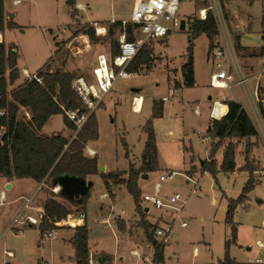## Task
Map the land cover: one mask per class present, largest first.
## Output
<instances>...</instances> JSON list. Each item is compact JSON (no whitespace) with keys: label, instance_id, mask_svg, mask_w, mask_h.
<instances>
[{"label":"rangeland","instance_id":"1","mask_svg":"<svg viewBox=\"0 0 264 264\" xmlns=\"http://www.w3.org/2000/svg\"><path fill=\"white\" fill-rule=\"evenodd\" d=\"M12 1H4L6 12L3 11L1 34L6 42L3 43L5 50H17V67L20 71L17 82L25 76L22 70L27 69L33 74L46 64L48 65L42 69V73L60 70L67 71L73 77L79 75L91 80L96 55L100 53L109 55L111 37L108 35V28L113 25L110 19L124 20L121 23L126 21L128 24L127 21H130L137 2V0H77L74 17L71 18V11L65 0H21L19 4H13ZM231 1L233 0L220 1L224 10H226L225 5H229ZM80 5L84 8L82 12L78 10ZM206 6L207 2L199 0L180 1L177 18L184 21V30L172 28L167 36L146 45L153 57L151 71L147 75L140 74L115 82L114 89L118 92L115 99L118 103L116 100L105 101L104 107L97 109L98 138L90 144L96 151L100 166L105 168L103 173L126 170L131 157L136 161L140 160L146 138L143 127L151 119L158 150V167L156 171L147 173L146 179L140 177V197L143 194H156L160 198H165L179 194L185 199L183 210L177 213L178 218L172 223L169 241L164 244L165 258H171L167 260V264H220L219 262L223 261L225 241L231 239L230 228L224 222L223 209L229 199H236L240 195L249 177L247 173L239 170L236 177L222 172H217L215 177L200 171L193 176L184 173L188 155L178 149L182 142L191 147L196 158L204 159L209 150L210 142L201 141L206 135L209 120L208 97L219 98L224 94L231 98L235 94L247 105L246 97L240 88H234L232 94L228 90L212 89L209 86V75L214 71L210 59L212 50L209 52L210 42L205 35L194 37L190 30L191 23L200 20L199 9ZM231 12L236 15L242 14L241 45L237 43L231 30V25L237 22L230 17V14H226L238 57H241L237 50L238 46L244 47L249 55H251L249 52L257 53L261 49L264 50V40L261 38L264 0H236L231 6ZM10 14L13 16L9 17ZM248 20L251 21L250 26H247ZM92 23L106 29L104 35H97L94 30V41L89 39L85 31L87 26H92ZM119 36L120 30L114 29L112 37L118 41ZM217 39L215 38L214 41ZM55 48L56 54L52 57ZM262 54L264 52L252 57L263 59ZM191 56L194 86L186 87L182 84L181 88L175 89V84L182 83L180 67L186 64ZM261 59H259L260 64ZM240 62L246 76L252 72L256 74L262 68V64L256 65V61L253 60L240 59ZM8 72L9 70H6L5 77L8 76ZM26 80L28 78H25ZM253 82V80L248 82L251 92L254 89ZM9 89L10 86L7 90ZM132 90L135 91L131 92ZM133 95L136 97V112L141 109L142 99L145 101L139 113L133 112V98H135L132 97ZM139 96L141 99L138 98ZM162 97H167V101L161 104V117L152 118L153 101L158 103ZM195 107H198L199 113L194 110ZM257 109L260 112L258 104ZM27 114L29 115L27 109H20L19 117L28 119L30 115L28 117ZM258 128L256 126L260 133ZM2 132L3 130L0 134ZM44 132L61 133L65 136L69 134L60 115L50 118L49 123L44 127ZM72 133L73 130L70 136ZM262 135L260 133L256 138L250 139L256 146L251 149L249 160L257 170L256 159L260 160V165L264 168ZM228 141L225 140L219 148H222V152ZM243 151L244 143L241 142L236 149L237 165L242 164ZM126 154L129 157H126ZM171 173L168 180L157 186L160 175L166 176ZM102 182L99 174H95L92 178L93 186L88 199L90 205L108 206V201H104L107 199L101 198V194L105 192ZM16 185L18 186L8 192L6 200H0V264H55L54 247L51 244L54 243V238L39 240L37 228H33V232H22L23 230L20 229L22 226L20 223H14V220L22 221L28 214L38 217L35 208L41 206L45 195L47 198H54L56 192L49 185L43 186L42 191H33L29 184H24V188L22 187L24 192L18 193L17 187L20 189V184ZM21 194L25 196L23 199H17L12 204L8 203ZM27 198L30 199V208L22 213L21 208ZM118 200L117 205L115 204L112 209L114 214H121L123 211V218L133 217L135 211L131 195L127 191H122ZM139 205L145 221L153 227L171 223L176 217V213L171 209H155L150 203L141 202L140 199ZM142 207L148 208L149 213H145ZM87 209L91 211L89 205ZM87 219H93L96 223L97 217L89 214ZM263 220L264 181L254 185L247 199L237 206L234 213L237 238L236 242L229 246V256L237 264H256V259L264 263V229L261 228ZM181 223H185V227H181ZM152 239H154L153 235ZM138 241L141 244V252L143 251L150 258L151 245L146 243L144 238ZM101 242L107 245L112 254L113 240L104 238L100 240ZM122 246L120 245V250L124 248ZM7 253L11 254L7 255ZM113 257L115 261L125 264L124 261H119L117 256L113 255ZM150 261L149 259V262L144 264H149Z\"/></svg>","mask_w":264,"mask_h":264},{"label":"trees","instance_id":"2","mask_svg":"<svg viewBox=\"0 0 264 264\" xmlns=\"http://www.w3.org/2000/svg\"><path fill=\"white\" fill-rule=\"evenodd\" d=\"M221 1V0H220ZM77 0H65L70 8L71 18L74 17L75 4ZM135 26L130 23L122 28L121 21L113 22L108 28V35L111 37L109 45V57L112 58L119 53L118 41L113 38V30L124 29L127 40L134 38ZM3 30V0H0V33ZM190 30L194 37L205 35L209 40V52L214 48L217 29L210 13L205 20H195L191 23ZM86 35L94 41V28L87 26ZM237 50H240L239 46ZM151 51L144 46L133 59L129 67L130 71L136 70L139 66L150 61ZM17 54L12 49L5 50L0 45V179L20 180L31 179L37 183L43 180L52 179L56 176H67L85 180L87 176L99 174L107 191L110 183L123 185L131 195L134 203V211L139 216V225L142 228L146 240L153 249L152 263L163 264L164 244L152 239L153 225L145 221L143 212L139 205L140 189L137 181L142 173L154 172L158 167V152L156 147L154 130L151 119L143 127L146 134L144 149L141 154V167L135 169L130 165L127 177L123 178L119 172L103 173L98 172L97 158L88 159L83 156V149L89 140L98 138V127L95 115L92 114L76 137L69 141L60 133L51 136H43L39 132L52 116L61 115L66 128L71 130L74 126L67 120L66 112L78 110L84 111L77 94L71 89L73 75L67 72L56 70L42 73L39 69L36 74L42 78L41 83L35 80H26L24 83L8 93V86L14 84L19 78L17 69ZM6 70H9L5 77ZM183 84L186 87L194 86L192 56L188 62L180 68ZM178 84H175L176 88ZM162 101L153 102L152 118L161 117ZM21 108L27 109L29 119L19 117ZM2 113V114H1ZM210 137L209 160L203 161L200 165L201 173H209L215 177L217 172L232 173L236 170L235 156L237 146L243 142V165L238 170L246 171L249 175L240 195L236 199H229L225 208L224 222L230 228L231 239L225 241L224 258L220 264H237L229 256V246L236 242L237 229L234 222V213L237 206L245 201L249 192L255 185L254 174L257 171L249 160L251 149L256 145L250 139L256 138L258 133L250 120L248 114L241 106L229 102L227 114L217 120L212 119L206 130ZM225 140H229L223 148L222 160L217 164L214 156ZM126 148L125 143L123 144ZM65 146H67L65 148ZM71 212L61 205L56 199L48 197L45 200L42 212L41 223L38 226L40 235L56 228V223L65 220ZM120 230L124 227L117 222ZM153 227V228H152ZM151 228V231H150ZM88 230L85 225L74 227V235L71 239V246L74 250L75 264H88Z\"/></svg>","mask_w":264,"mask_h":264},{"label":"built area","instance_id":"3","mask_svg":"<svg viewBox=\"0 0 264 264\" xmlns=\"http://www.w3.org/2000/svg\"><path fill=\"white\" fill-rule=\"evenodd\" d=\"M180 1H193V0H137L132 16L129 22L134 28V38L127 40L125 31L122 29L119 36L118 49L119 53L110 58L109 55L104 53L97 54L95 57V64L91 72V80H86L82 76H74L71 80V89L77 94L80 103L84 109L83 112L78 110L67 111L66 117L69 122L74 126L71 140H73L78 132L82 129L89 117L95 113V111L103 103L104 97L112 90L117 80H126L136 75H147L151 69L152 53L150 55V61L147 64L139 66L136 70L130 71L129 67L132 64L133 59L138 52L147 44L156 39H161L168 35L170 30H180L181 21L177 18L178 6ZM200 2H207V6L203 9H199L200 20H205L208 13L211 14L215 27L217 29V41H215L214 48L211 51V62L214 71L209 75V86L212 89L228 90L233 94L234 88H240L245 95L247 105L238 99L235 94L231 98L222 94L219 98L212 100L210 114L212 119H221L228 112L229 102L237 103L243 110L246 111L252 123L257 126L260 133L264 132V122L261 113L257 109V104L264 101V54H262V68L261 70L252 75L246 76L244 68L240 62L232 39V33L230 32V26L226 20L227 15L224 7L221 5L220 0H199ZM19 0L14 1V4H19ZM78 10H82L78 8ZM126 22H122V28H124ZM92 26L97 35L106 34L104 27H98L96 23H92ZM232 30V29H231ZM261 38L264 40V27L261 32ZM2 40H0V45ZM261 53V52H260ZM258 53V54H260ZM28 80H35L37 83H41L42 78L35 74H28L23 71ZM253 80L254 89L251 92L248 82ZM261 90V91H260ZM139 99H141L139 97ZM135 110L136 98H133ZM162 102L167 101V97H162ZM256 103V104H255ZM225 111L223 112V108ZM2 114V113H1ZM253 124V125H254ZM257 130V129H256ZM70 140V141H71ZM201 141L207 143L210 141V137L205 135ZM67 146H65L66 148ZM171 174L166 176L160 175L158 178V184L168 180ZM44 186L41 182L37 190H40ZM56 192V189H54ZM140 201L144 203H150L155 209H171L176 213V217L171 223H165L163 226H155L152 230L153 238L159 243L165 244L169 241V236L172 232V223L178 218L185 206V199L179 194H172L165 198L151 194H143L140 197ZM30 200L26 199L22 213L29 208ZM141 205V204H140ZM145 213H149L148 208H143ZM172 215V214H171ZM42 214L38 217H32L25 215L22 221L18 219L14 220V223H20L24 225H40ZM160 219V218H158ZM157 219V220H158ZM61 222H57L55 225H59ZM181 227H185V223L180 224ZM261 228L264 229V220L261 222ZM57 235V229H51L43 234L45 239L51 240ZM135 255L134 252H132ZM10 255V253H7ZM88 264H120L114 259L108 257L98 259L96 262L88 261Z\"/></svg>","mask_w":264,"mask_h":264},{"label":"crops","instance_id":"4","mask_svg":"<svg viewBox=\"0 0 264 264\" xmlns=\"http://www.w3.org/2000/svg\"><path fill=\"white\" fill-rule=\"evenodd\" d=\"M4 1L5 0H3V11L6 12ZM14 1H17V0H13L12 1L13 4H14ZM19 1H21V0H19ZM235 1L236 0H233L229 3V5H225V8H226L225 12L227 15L230 14V17L235 19L237 22L234 24L231 23L232 24L231 29L233 31L232 33H234V37L236 38L237 43L240 44V38L243 34V31H241L242 25H241V21H240V19H241L240 17L242 16V14H237V15L232 14L231 6L233 3H235ZM80 6L81 7H79V8L82 9L80 11L81 12L84 11L83 6L82 5H80ZM12 16H13L12 14L9 15V17H12ZM115 21H119V20H116L113 18L110 19V22H115ZM121 21H124V20H121ZM229 22H231V20ZM250 25H251V21L248 20L247 26H250ZM261 26L264 27V16L262 17V20H261ZM242 28H244V27H242ZM0 37L2 40V44L3 43L6 44L3 34L0 33ZM12 51L16 52V54H17L16 49H13ZM258 52H264V50L261 49L260 51H257V53L249 52V53H251V55H249L248 51L244 47L240 46L239 54L241 55V57L239 59L253 60V61H256V65H260V63H259L260 58L258 59V58H256V56H255V58L252 57L254 55H257ZM55 54H56V48H55V51H54V54L52 55V57H54ZM17 57H18V54H17ZM52 57H51V59H52ZM254 68H255V66H254ZM17 69H18V67H17ZM23 71H26V73L30 74L27 69L22 70V72ZM18 72L20 74L19 69H18ZM36 72H34L33 74H35ZM65 72H67V71H65ZM68 72H70V71H68ZM180 73H181V71H180ZM252 73L248 76L250 77V76L254 75ZM181 77H182V74H181ZM25 78L26 77L24 76V78L21 81L18 80L19 82H17V80H16L14 82V84L10 86L8 93L10 91H12L13 89L20 87L24 83ZM182 84H183V77H182V83L179 82L178 86L176 88L175 87L174 88L175 89L181 88ZM134 91L135 90H132L131 92H134ZM117 93L118 92L114 89V86H113L112 90L104 97L103 103L100 105V107H104L105 101L109 102V101L116 100L118 103V100L115 99V96ZM132 97H135V96L133 95ZM139 97L141 98V96H139ZM208 99L210 100V107H209V113H208V116H209L208 124H209L210 120L213 117L210 114L212 100H214L215 98L212 99L211 97H208ZM144 103H145V101L142 99L140 111L142 110ZM258 106L260 109L261 116L264 119V101L260 102L258 104ZM194 110L199 113L198 107H195ZM96 111L94 113L95 118H96ZM133 112L139 113L136 111H133ZM27 116L29 117L28 114H27ZM50 118L48 119L46 124L43 126L41 131L39 132L43 136L49 137L52 134H56L54 132H52L50 134H47L44 132V127L49 123ZM61 118H62V116H61ZM96 122H97V120H96ZM207 128H208V126H207ZM67 129L69 131L68 135L65 136L61 133L60 134L64 138H66L67 140L70 141L71 138H69V137H71L70 134H71L72 130L69 128H67ZM257 133L260 134L258 131H257ZM170 134H171V132H170ZM262 134H263L262 140L264 142V132ZM206 135H207V133H206ZM94 141L95 140H89L84 146L83 156L88 158V159H92L94 157L97 158V154H96L95 149L92 147V145H90V144L94 143ZM145 141H146V138H145ZM144 144H145V142H144ZM143 149H144V145H143ZM178 149L183 150V153L186 152L188 155L187 164L184 166L185 167L184 173L187 176H193L194 173H196L197 171H200L201 163L204 160H208V158H209L210 147H209L207 156L204 159L196 158V156L192 152L191 147L186 146L183 142L181 143V146L178 147ZM157 152H158V150H157ZM127 153H129L128 150H127ZM126 157H129L128 154H126ZM215 160L217 161V164H219L221 162V160H222V148L219 149L218 152L215 154ZM97 163H98V168L102 167V166H100L98 159H97ZM235 163H236V161H235ZM243 163H244V161H242V164H240V165L236 164V170L230 174L232 176L236 177L237 171L240 167H242ZM255 163L258 165V170L254 174V179L256 181L255 184L262 183L264 181V168L261 167L259 159H256ZM130 165L134 166L135 169H139L141 167V157H140L139 161H136L135 158L131 157V159L129 160V163H128V168L126 170H122V171L121 170H115V171H110V172H106V173L119 172L123 178H126ZM102 169H103L102 172H104L105 168L102 167ZM244 172L247 173L246 171H244ZM141 175H143V174H141ZM93 177H94V175L87 176L85 180L78 181L77 179L75 180V179H71L67 176L61 175V176H56L52 179H46V180L42 181L44 183V186L49 185L50 187H53L54 189H56V195L54 196V199H56L61 205H63L66 209H68L71 212V214L65 220L59 221V222H61V224L56 225L57 226L56 227L57 235L54 237V243L50 242L52 244V246L54 247V254H53L54 263L55 264H75L74 250L71 246V239L74 235V227L85 225L87 227V230H88V242L87 243H88V249H89V254H90L88 261L96 262L98 259L105 258V257L113 259L114 258L113 255H114V256H117L119 261H124L125 264H142V263L144 264L146 262H149V259L151 260L149 264H154V263H152L153 249H152V253L150 255V258L147 254H145L143 251L141 252V250H140L141 244H139L138 240L140 238H144V241L146 243H148V242L146 240V237L144 235L142 228L139 225V216L135 213V215L133 217L123 218V216H122L123 211L121 212V214L118 213L117 215H115L114 212L112 211L114 205L115 204L117 205V203L119 201L118 199L121 196V192L127 191L125 189V187L123 185H117L116 186V185H113L110 183L109 184L110 185L109 191H107L105 186H104V183L102 182L104 189H105V192L103 194H101V198L107 199L104 201H108V206H106L104 204H100V205L92 204V205H90L88 203V199H89L90 189L93 186V184H92V178ZM18 182H21V183H18ZM16 184H20V189H19V187H17V190H19L18 193H23L24 191H22V187L24 188V184H29L30 189L35 191L38 189V187L41 183H37L31 179L6 180L4 178H1L0 179V200H2V201L6 200V198L8 196V192L13 190L15 188V186H18ZM137 184L139 187L140 177L137 181ZM39 191H42V188ZM27 193H28V191H27ZM75 193L79 194V196L77 198L74 197ZM23 197H25V196H22V194H21L20 196H18L14 200H11L8 203L12 204L17 199L18 200L23 199ZM46 198L47 197L45 195V197L42 199L41 206H37L35 208V211L38 213V216L41 215L43 212V206H44ZM28 200H30V199H28ZM24 204H23V207H24ZM87 205H89L91 211H88ZM23 207L21 208V210H23ZM225 208L226 207H224V209H223L224 211H225ZM28 209L24 210V213ZM89 214H93V216L96 215V217H97L96 223L93 222L94 221L93 219L92 220L87 219V215H89ZM29 216H31V215H29ZM32 217H34V216H32ZM94 219H96V218L94 217ZM146 220H148V219L146 218ZM117 222H119L124 227L123 231L118 228ZM38 226L39 225H37V226H35V225H24V226L20 227V229L23 230L22 232H33V228H37V230H38ZM26 227L30 228V229H27ZM38 233L40 235L39 230H38ZM43 238L44 237L40 235L39 240H42ZM104 238H109V239L113 240L114 248L112 250V254H110V250L106 247L107 245H105L104 242L100 243V240L104 239ZM120 245H123L122 247H124L121 250L119 248ZM39 246H40V242H39ZM132 252H134L135 255H133ZM163 257H164V263L163 264H167V260L171 259L170 257L168 259H166L164 252H163ZM255 263L256 264H264L263 262H261L258 259L255 260Z\"/></svg>","mask_w":264,"mask_h":264},{"label":"water","instance_id":"5","mask_svg":"<svg viewBox=\"0 0 264 264\" xmlns=\"http://www.w3.org/2000/svg\"><path fill=\"white\" fill-rule=\"evenodd\" d=\"M184 28H185V23H184V21L182 20L181 23H180V30L183 31ZM102 171H103L102 167H99V168H98V172L101 173ZM140 177H141V179H146V178H147V174H143V175H141ZM69 178H70V177H69ZM71 179H75V180H76L77 178H71ZM77 180H78V181H83V180H80V179H77ZM78 196H79V194H78V193H75L74 197L77 198Z\"/></svg>","mask_w":264,"mask_h":264},{"label":"bare ground","instance_id":"6","mask_svg":"<svg viewBox=\"0 0 264 264\" xmlns=\"http://www.w3.org/2000/svg\"><path fill=\"white\" fill-rule=\"evenodd\" d=\"M1 38V37H0ZM225 111V107L223 108V112Z\"/></svg>","mask_w":264,"mask_h":264}]
</instances>
